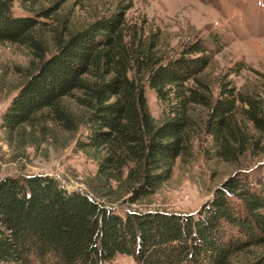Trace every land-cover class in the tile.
I'll use <instances>...</instances> for the list:
<instances>
[{
	"label": "trees",
	"instance_id": "trees-1",
	"mask_svg": "<svg viewBox=\"0 0 264 264\" xmlns=\"http://www.w3.org/2000/svg\"><path fill=\"white\" fill-rule=\"evenodd\" d=\"M15 1L0 0V42L23 45L32 58L19 68L24 80L0 129L21 148L67 134L65 145L74 139L98 169L86 189L51 174L1 179L0 264H105L118 255L138 264H233L246 251L242 264H264V250L251 249L264 246L258 166L237 169L196 215L116 207L125 195L137 203L155 194L202 136L227 163L264 156V85L237 87L230 76L239 63L211 79L220 39L214 34V49L197 37L175 51L160 29L131 22L133 0L93 9L74 27L58 17L67 0H20L27 15L15 14ZM146 84L164 103L160 120Z\"/></svg>",
	"mask_w": 264,
	"mask_h": 264
},
{
	"label": "rangeland",
	"instance_id": "rangeland-1",
	"mask_svg": "<svg viewBox=\"0 0 264 264\" xmlns=\"http://www.w3.org/2000/svg\"><path fill=\"white\" fill-rule=\"evenodd\" d=\"M48 3V0L42 1L43 6ZM113 3L114 0H67L58 17L69 19V26L74 27L92 19L89 11L108 10ZM14 12L16 15L30 13L20 0L15 1ZM127 17L131 22L145 23L148 30L160 29L169 48L175 51L197 37L206 39L207 46L214 49L211 42L215 34L223 47L214 54L213 63L207 70L209 77L216 80L239 63L242 68L238 75L230 76L237 87L247 83L260 89L264 85V76L257 74H264V0H133ZM31 58L25 46L0 42V118L24 80L19 68L27 67ZM145 95L151 113L160 120L164 103L148 84ZM67 136L57 133L58 142L47 138L39 145L21 148L0 129V180L12 175L51 174L61 179L70 190L86 189V181L97 172V162L76 150L74 139L66 146ZM212 154L211 137L195 139L193 156L178 158L171 177L155 194L137 203H131L130 196L125 195L117 202V209H160L196 215L208 204L215 190L240 167L258 166L256 170L264 177V167L261 166L264 156L251 155L242 161L243 165H234L212 157ZM251 249L257 254L264 250V246ZM250 256L247 251L240 253L233 264H242ZM105 264L138 263L130 255H118Z\"/></svg>",
	"mask_w": 264,
	"mask_h": 264
}]
</instances>
